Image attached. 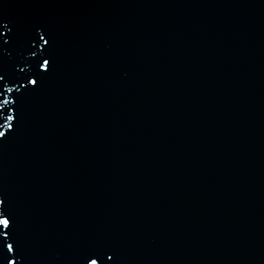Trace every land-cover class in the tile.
I'll list each match as a JSON object with an SVG mask.
<instances>
[{"label":"water","instance_id":"95a60500","mask_svg":"<svg viewBox=\"0 0 264 264\" xmlns=\"http://www.w3.org/2000/svg\"><path fill=\"white\" fill-rule=\"evenodd\" d=\"M0 22L6 71H37V32L53 61L0 141L17 264H264V0H0Z\"/></svg>","mask_w":264,"mask_h":264},{"label":"snow or ice","instance_id":"6c2138e0","mask_svg":"<svg viewBox=\"0 0 264 264\" xmlns=\"http://www.w3.org/2000/svg\"><path fill=\"white\" fill-rule=\"evenodd\" d=\"M2 29H7V31ZM12 31L8 25L0 22V141H6L19 127V97L14 94L18 93L21 88L27 89L28 85L35 90L39 83L43 82V74L48 73L53 64V61L43 55L51 48V37L46 39L41 32H37L27 41L28 51L33 57H38L35 61L37 71L26 73L23 68L18 71L13 68L11 73L6 71L4 58L11 56L10 47L18 40L17 37L7 38L11 36ZM21 78L26 83H20ZM19 252L16 216L10 209L7 199L0 196V264H17L15 257ZM115 255V252L110 250H95L89 252L84 257V261L85 264H107V261L114 262Z\"/></svg>","mask_w":264,"mask_h":264}]
</instances>
